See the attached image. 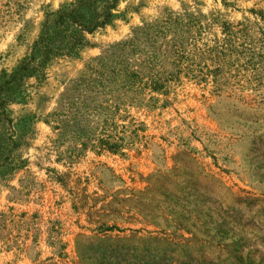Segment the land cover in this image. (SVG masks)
<instances>
[{"label": "rangeland", "instance_id": "374dc122", "mask_svg": "<svg viewBox=\"0 0 264 264\" xmlns=\"http://www.w3.org/2000/svg\"><path fill=\"white\" fill-rule=\"evenodd\" d=\"M73 0L0 4V83ZM0 122V264H264V0H119Z\"/></svg>", "mask_w": 264, "mask_h": 264}, {"label": "trees", "instance_id": "16d2710c", "mask_svg": "<svg viewBox=\"0 0 264 264\" xmlns=\"http://www.w3.org/2000/svg\"><path fill=\"white\" fill-rule=\"evenodd\" d=\"M10 7L18 0H0ZM119 0H73L68 8L47 14L41 33L18 67L0 83V122L8 119L6 105L21 92L26 80L42 75L51 60L69 56L87 43L86 35L104 29L115 16ZM11 7L8 8V11Z\"/></svg>", "mask_w": 264, "mask_h": 264}]
</instances>
